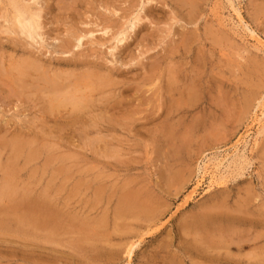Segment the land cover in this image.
Listing matches in <instances>:
<instances>
[{"label": "rangeland", "instance_id": "rangeland-1", "mask_svg": "<svg viewBox=\"0 0 264 264\" xmlns=\"http://www.w3.org/2000/svg\"><path fill=\"white\" fill-rule=\"evenodd\" d=\"M42 1L45 42L22 48V42L0 33V76L9 73L0 77V171L16 164L17 187L29 191L27 197L20 192L0 197V264H166L168 258H184V264L264 263V0H199L195 11L173 0L153 15L147 6L141 30L119 46L113 40L116 28L126 13L138 11L140 0ZM99 23L110 26L109 35ZM76 33L86 35L84 45L62 56L60 44ZM28 58L43 72L39 68L19 84L16 68ZM177 72L180 94L197 79L202 101L173 114L179 92L175 98L170 83ZM41 73L57 78L60 86L91 73L87 81L95 91L80 93L73 102L67 97L73 86L62 87L68 109L49 115L48 99L55 92L44 83L41 91ZM245 107L250 110L244 115ZM13 142L28 144L15 161ZM127 198L156 216L120 215ZM200 215L215 220L208 237L215 235L219 243L203 259L194 252L185 255L197 234L193 220ZM48 216L54 221L46 222ZM218 228L226 230L217 234ZM82 230L95 231L96 240Z\"/></svg>", "mask_w": 264, "mask_h": 264}, {"label": "bare ground", "instance_id": "bare-ground-1", "mask_svg": "<svg viewBox=\"0 0 264 264\" xmlns=\"http://www.w3.org/2000/svg\"><path fill=\"white\" fill-rule=\"evenodd\" d=\"M173 0H140L139 1V6H138V11H136V12H134V11H129L128 12V14L126 13V16L124 17V21H123V23H122V26L120 27V28H116V29H118V31H117V33L115 34V37H114V42L119 46V44H123V43H130L131 42V40L133 39V35H136L137 34V30H138V28L140 29L141 28V25H142V22H143V20H145V18H148L146 15H144L143 16V12H145L144 10H145V7H147V6H150V8H149V10L151 11V13H150V15H153L152 14V12L153 11H155L156 10V8H159L160 6H165V5H169V2H172ZM175 1V0H174ZM198 1L199 0H177V2H178V4H184L183 6H182V8H185L186 6H191V7H193V9H194V11L198 8L197 6H198V4H201V3H198ZM263 1V0H262ZM200 2H203V0H201ZM254 2V1H253ZM43 5V1L42 0H0V20H3V22H1L0 23V33L2 34V36L3 35H5V38L6 39H9V40H18L17 42H22V43H19V44H23L22 45V48L23 47H25L26 45H31V47H33L34 45H39V41H44L45 42V40H44V35L45 34H43L42 33V30H43V24H42V11H43V9H42V6H40V5ZM175 4V3H174ZM251 4V3H250ZM106 6V5H105ZM68 7H70V6H68ZM106 7H108V5L106 6ZM257 7V6H256ZM112 8V7H111ZM103 9H104V7H103ZM106 9V8H105ZM113 9H114V7H113ZM108 10H111L110 9V7H109V9L107 8V11ZM107 11H105V12H107ZM109 12H116L115 10H111V11H109ZM112 13V14H113ZM154 13V12H153ZM111 14V13H110ZM113 15H115V14H113ZM240 15V14H239ZM256 15V14H255ZM155 16V15H154ZM158 16V15H157ZM188 16V15H187ZM259 16V15H258ZM257 16V17H258ZM118 17V16H117ZM143 17H145V18H143ZM155 18H157V17H155ZM121 19H123V18H121ZM186 19V18H185ZM189 20V19H188ZM259 20H260V18H259ZM100 21H101V18H100ZM103 21H107V20H103ZM102 21V22H103ZM149 21V20H148ZM152 21V20H151ZM186 21V20H185ZM243 21V20H242ZM241 21V22H242ZM145 22V21H144ZM50 23V22H49ZM118 23H119V25H120V23H121V21H118ZM193 23V22H192ZM97 24V23H96ZM100 24V23H99ZM108 24V23H107ZM107 24H106V26H107ZM98 25V24H97ZM101 25V24H100ZM109 25H111L112 27H113V25L112 24H109ZM102 26V25H101ZM102 27H104V28H101V30L103 29V34H104V36L105 35H107L108 33H109V31H110V28H108V27H110V26H108L107 28H105V25L104 26H102ZM115 27H119V26H115ZM98 28H99V30H100V27L98 26ZM112 30H113V28H111ZM115 29V28H114ZM141 30V29H140ZM65 31V30H64ZM69 33H71V32H69ZM87 33V32H86ZM0 34V35H1ZM88 34V36H93V34H94V32H88L87 33ZM112 33H110V35H111ZM71 37H70V39L68 38V40L67 41H64V46H62L61 44H60V46L62 47V52H61V54H65V55H62V56H67L68 54H66L67 52H70V54H72L71 53V51L72 50H75V49H79V48H81L83 45H84V39H85V37H86V35L84 34H77L76 33V35L75 34H69ZM109 35V34H108ZM112 38V37H111ZM65 39V38H64ZM186 40L188 39V38H185ZM191 39V38H190ZM255 39V38H254ZM257 40V39H256ZM111 41V40H110ZM260 42H261V40H259ZM86 42H88V41H86ZM184 42V41H183ZM112 43V42H111ZM262 43V42H261ZM25 44V45H24ZM113 44V43H112ZM116 44H114V45H116ZM58 45V44H57ZM261 45V44H260ZM59 46V47H60ZM121 46V45H120ZM184 47V45H181V47ZM35 47V46H34ZM58 47V48H59ZM122 47V46H121ZM187 47V46H186ZM28 48V47H27ZM36 48V47H35ZM111 48V47H110ZM120 48V47H119ZM118 48V49H119ZM178 48V47H177ZM180 48V47H179ZM55 49V48H54ZM117 49V47L115 46V48H113V50H118ZM176 49V48H175ZM186 48H184V50H185ZM43 50V49H42ZM59 50V49H58ZM112 50V49H111ZM187 50V49H186ZM185 50V51H186ZM173 51H175L174 49H173ZM173 51H171V52H173ZM178 51V50H177ZM58 52V51H57ZM113 52V51H112ZM169 52H170V50H169ZM56 53V52H55ZM59 54H60V51L58 52ZM175 54H176V52H174ZM178 53V52H177ZM69 54V55H70ZM173 54V53H172ZM174 54V55H175ZM53 55V54H52ZM116 55V54H115ZM170 55V54H169ZM177 55V54H176ZM34 56V55H33ZM112 57H113V55H111ZM173 56V55H172ZM111 57V58H112ZM57 58V57H56ZM114 58H116V57H114ZM34 59H36V58H34ZM119 59V58H118ZM118 59H117V61H118ZM38 61V60H37ZM113 61H114V59H113ZM112 61V62H113ZM199 61V60H198ZM21 63V62H20ZM20 63H18V64H20ZM35 61L34 60H32V59H29L28 58V61L27 60H25V62H23L20 66L21 67H19L18 69L16 68V70L18 71V75H17V71L15 72V74H16V76H17V78L16 79H18V81H16L17 83H25V81H27L29 78L31 79V76H32V74L35 72V73H40V70H41V72H43L42 71V66H40L39 68H40V70H39V68H36V66H35ZM111 63V62H110ZM115 63V62H114ZM118 63H121V62H118ZM18 64H17V67H18ZM40 64V63H39ZM180 64V63H179ZM198 64H201V66H202V63H198ZM36 65H37V67L39 66L38 65V63H36ZM175 65H177V64H175ZM15 67H16V65H15ZM173 67H174V65H173ZM172 67V68H173ZM203 67V66H202ZM181 68V67H180ZM183 68V67H182ZM181 68V69H182ZM12 69V68H11ZM36 69H38V70H36ZM198 69V68H197ZM196 69V70H197ZM47 70V69H46ZM46 70L44 71L45 73H46ZM168 70V69H167ZM200 70V69H199ZM15 71V69L13 68V72ZM174 72V70L173 69H171V72ZM169 72H170V70H169ZM1 73V72H0ZM48 73V72H47ZM46 73V74H47ZM61 73V72H60ZM3 74H7L8 76H9V73H2L1 75L2 76H0V77H4V75ZM44 74V73H43ZM42 73H41V75H38L39 76V80L38 79H36L35 81H37V82H42V85H40L39 87H40V89H41V91L42 90H45V85H46V88L49 86V89H50V87H51V92L52 93H54L55 92V95L53 96V98L51 97L50 99H48L49 100V103H47L48 105H50L49 107H50V109H46L47 110V114H49V115H54L55 113H58V112H60V109L62 108V107H64L65 106V104H64V101H63V98H61L60 97V95H61V90H63V89H61L62 87H64V88H66L67 89V91H68V88L67 87H69V86H73V88H72V90H70L69 91V94H67V93H65L64 95H68L67 97L68 98H70V96H73L74 98L72 99V101L75 99L76 100V98H77V96H78V94L80 95V93L82 94H84L85 92H87V93H89V95L91 94V92H92V90L93 91H95L93 88H91V83H90V81L88 82L87 81V79L89 78V80H90V78L92 79V76H91V73H89V75H87V76H89V77H87L86 75V79L83 77L84 75L82 74V77L80 78L78 75V77H77V79L75 78V82L73 83V82H67V81H63L64 83L65 82H67L66 83V86H64L63 84H62V82H61V84L63 85V86H60V84L57 82V78H55V80L52 78V79H50L49 78V76H46V74H44L43 75ZM56 74V73H55ZM69 74V73H68ZM98 74V73H97ZM195 74V73H194ZM35 75V74H34ZM70 76H71V74H69ZM109 75V74H108ZM108 75H105V76H108ZM165 75V74H164ZM172 75V74H171ZM188 75V74H187ZM12 75H10V77H11ZM63 77H64V74L62 75ZM69 76V77H70ZM15 77V76H14ZM51 77H54V76H51ZM158 77V76H157ZM166 77V76H165ZM180 77H181V75L179 74V72H177L176 74H174L173 75V77H172V82L170 83V85H171V90H172V93L174 94L175 93V98H176V94L179 92V96H177V99H174V113L173 114H176L175 112H179V110L182 108V107H184V106H186V105H188V106H191V107H193V105H192V103H194L195 101H197V102H200V101H202V94H201V91H199L200 89H198L197 90V87H196V82H197V79L196 78H198L197 76H196V82L195 81H193L190 85H191V88L190 87H188V85H187V87L189 88V90H188V92H186V93H184V94H186L185 96H184V94H180V92H183L182 90L180 91V86H179V83L181 84V82H180ZM186 77V76H185ZM12 78V77H11ZM11 78H10V81H11ZM35 78V77H34ZM93 78H96V77H93ZM107 78V77H106ZM149 78V77H148ZM167 78V77H166ZM4 79H6V78H4ZM7 79H9L8 77H7ZM7 79H6V81H7ZM32 79H33V77H32ZM61 79H63L62 77H61ZM65 79V78H64ZM67 79V78H66ZM71 79V78H70ZM69 79V80H70ZM74 79V78H73ZM108 79V78H107ZM186 79V78H185ZM203 79V78H202ZM51 80H52V82H51ZM54 80V81H53ZM68 80V81H69ZM94 80V79H93ZM99 80V79H98ZM14 81V82H15ZM30 81V80H29ZM74 81V80H73ZM95 81V80H94ZM107 81H109V80H107ZM107 81H105L104 82V85L105 84H107ZM174 81H175V83L178 85V86H175V83H174ZM188 81H189V79H188ZM191 81V80H190ZM189 81V82H190ZM203 81V80H202ZM3 82V81H2ZM2 82H0V83H2ZM168 82H170V81H168ZM199 82H200V85H201V81L199 80ZM5 83V82H4ZM19 83V84H20ZM26 83H28V82H26ZM43 83L45 84L44 85V88H43ZM70 83V84H69ZM72 83H73V85H72ZM109 83V82H108ZM184 83H185V80H184ZM12 84V83H11ZM19 84H17V85H19ZM23 84H21V86L23 87ZM168 84V83H167ZM198 84V83H197ZM5 85V84H4ZM13 85V84H12ZM39 85V84H38ZM7 86H9L8 84H7ZM15 86V85H14ZM27 86V85H26ZM35 86V85H34ZM93 87H94V85H92ZM167 86H169V85H167ZM166 86V87H167ZM6 87V86H5ZM36 87V86H35ZM203 87V86H202ZM1 88V87H0ZM11 88H13V87H11ZM15 88H16V86H15ZM71 87H69V89H70ZM90 88V90L88 91V89ZM106 88V87H105ZM109 88H110V85H109ZM170 87H168L167 89H169ZM182 88H183V86H182ZM181 88V89H182ZM186 88V87H185ZM199 88V87H198ZM18 89V88H17ZM20 89V88H19ZM19 89H18V91H19ZM36 89V88H35ZM34 89V90H35ZM98 88H96V90H97ZM187 89V88H186ZM36 90H39L38 88L36 89ZM54 90V91H53ZM20 91H21V89H20ZM165 91V90H164ZM186 91V90H185ZM1 92V91H0ZM12 92V91H11ZM13 92H15V93H18V92H16V91H13ZM23 92V91H22ZM22 92H20V94H23ZM27 92V91H26ZM203 92H206L205 90L203 91ZM39 93V92H38ZM51 93V94H52ZM170 93V92H169ZM169 93H167V94H169ZM13 94V93H12ZM19 94V93H18ZM16 95V96H18L19 97V95ZM33 94V93H32ZM41 94H45V95H48L49 93H48V91H47V93H43V92H41L40 93V95ZM51 94L49 95V96H51ZM63 94V93H62ZM101 94V93H100ZM4 95V94H3ZM70 95V96H69ZM88 95V94H87ZM86 95V96H87ZM252 95V94H251ZM9 96H11V95H9ZM22 96L23 95H21V98H22ZM81 96V95H80ZM80 96H78V98H81ZM84 96V95H83ZM85 96V97H86ZM167 96H169V95H167ZM35 97V96H34ZM40 97V96H39ZM38 97V98H39ZM95 97V96H94ZM105 97V96H104ZM30 98H32V97H29L28 99H30ZM72 98V97H71ZM70 98V99H71ZM77 98V99H78ZM87 98V97H86ZM102 98V97H101ZM170 98V101H171V97H169ZM184 98V99H183ZM206 98V97H205ZM204 98V99H205ZM39 99H42V97H40ZM38 99V100H39ZM65 99V98H64ZM93 99V98H92ZM100 99V98H99ZM248 99V98H247ZM254 99V98H253ZM46 100V99H45ZM67 100V99H66ZM74 100V101H75ZM81 100V99H80ZM90 100H91V97H90ZM169 100V99H168ZM218 100V99H217ZM249 100V99H248ZM18 101H21L20 100V97H19V100ZM73 101V102H74ZM77 101V100H76ZM79 101V100H78ZM92 101V100H91ZM170 101H169V103H170ZM256 101V100H255ZM24 102V101H23ZM81 102V101H80ZM86 102H88V101H86L85 100V103ZM181 102H183V104L181 105ZM197 102H196V104H197ZM215 102V101H214ZM248 102V101H247ZM44 103V102H43ZM42 103V104H43ZM67 103H69V100H68V102ZM76 103V102H75ZM173 103V102H172ZM217 103H219V101H217ZM221 103V102H220ZM219 103V104H220ZM252 103V102H251ZM64 104V105H63ZM73 104V103H72ZM91 104H92V102H91ZM171 104V103H170ZM214 104V103H213ZM67 105V104H66ZM69 105V104H68ZM68 105H67V107H68ZM70 105H71V102H70ZM76 105V107H77V104H75ZM195 105V104H194ZM214 105H218V104H214ZM248 105V104H247ZM251 105V104H250ZM87 106L89 107V104H87ZM87 106L85 105V109L87 108ZM91 106V105H90ZM94 106V105H93ZM220 107H221V104L219 105ZM219 106H216L217 108H219ZM229 106V105H228ZM48 107V108H49ZM71 107H72V105H71ZM83 107V106H82ZM82 107H81V105H80V108L82 109ZM224 107V106H223ZM75 106L72 108V114L74 115V117L76 118V119H78V117L80 118V116H79V111H75ZM78 108H79V106H78ZM79 108V109H80ZM173 108V107H172ZM199 108V107H198ZM215 108V107H214ZM226 108H228V107H226ZM226 108H223L224 110H226ZM231 108V107H230ZM229 108V109H230ZM44 110H45V108H43ZM63 109H68V108H66V107H64ZM62 109V110H63ZM101 109V108H100ZM222 109V108H221ZM222 109V110H223ZM229 109L228 110H226V111H228L229 112ZM234 109V108H233ZM40 110V109H39ZM77 110V109H76ZM82 110H84V109H82ZM87 110V109H86ZM219 110V109H218ZM235 110V109H234ZM250 110V109H249ZM248 108H246L245 107V109L242 111L243 113H244V115L245 114H247L248 113ZM42 111V110H41ZM226 111H225V113H226ZM43 112V111H42ZM83 112V111H82ZM84 112H85V110H84ZM170 112H171V110H170ZM169 112V113H170ZM231 112H233V110L231 111ZM70 113V112H69ZM168 113V112H167ZM224 113V112H223ZM41 114V113H40ZM61 115H62V113H60ZM71 114V115H72ZM227 114V113H226ZM230 114V113H229ZM228 114V115H229ZM59 115V114H58ZM58 115H55V116H57L58 117ZM65 116L64 117H66V114H64ZM73 115H72V117H70L69 116V114L67 115V118H73ZM235 115V114H234ZM42 116V115H41ZM240 116V115H239ZM243 116V115H242ZM54 117V116H53ZM61 117V116H60ZM63 117V116H62ZM61 117V118H62ZM122 117V116H121ZM48 118V117H47ZM61 118L60 119H57V120H61ZM74 118V119H75ZM106 118V117H105ZM200 118V117H199ZM198 118V119H199ZM203 118V117H202ZM65 119V118H64ZM73 119V120H74ZM82 119V118H81ZM56 120V121H57ZM66 120L67 119H65V122H66ZM72 120V119H71ZM100 120V119H99ZM102 120V119H101ZM129 120H131V119H129ZM196 120V119H195ZM200 120V119H199ZM64 121V120H63ZM74 121H77V120H74ZM124 121H125V118H124ZM132 121V120H131ZM134 121V120H133ZM50 122V121H49ZM64 122V123H65ZM70 122H73V121H70ZM204 122V121H203ZM63 123V122H62ZM67 123V122H66ZM65 123V124H66ZM77 123V122H76ZM79 123V122H78ZM55 124V123H54ZM70 124H72V123H70ZM73 124H75V122H73ZM72 124V125H73ZM81 124V123H80ZM121 124H122V122H121ZM194 124V123H193ZM200 124V123H199ZM204 124H205V122H204ZM44 125V124H43ZM68 126L67 127H69V123L67 124ZM85 125V124H84ZM177 125V124H176ZM175 125V126H176ZM47 126V125H46ZM45 126V127H46ZM66 126V125H65ZM64 126V127H65ZM126 126H129V125H126ZM220 126V125H219ZM55 127H56V125H55ZM55 127H54V129H55ZM67 127H65V128H67ZM74 127V126H73ZM72 127V128H73ZM87 127H88V125H87ZM171 127V126H170ZM178 127V126H177ZM202 127V126H201ZM59 128V127H58ZM69 128H71V125H70V127ZM71 128V129H72ZM75 128V127H74ZM114 128V127H113ZM172 128V127H171ZM197 128V127H196ZM43 129V128H42ZM87 129V128H86ZM178 129V128H177ZM215 129H217V128H214L213 127V129L212 130H215ZM170 131L169 132H171V129H169ZM201 130V129H200ZM59 131H61L60 129H59ZM172 131H174V129L172 130ZM19 132V131H18ZM192 132V131H191ZM19 135V133H17V136ZM14 136V135H13ZM15 137V136H14ZM33 137V136H32ZM37 137V136H36ZM21 138V137H20ZM26 139V138H25ZM28 139V138H27ZM26 139V140H27ZM25 140V141H26ZM22 141H24V140H22ZM29 141V140H28ZM38 141H39V139H38ZM30 142H31V140H30ZM32 142H34L35 143V141H32ZM33 144V143H32ZM37 144V143H36ZM35 144V145H36ZM52 144V143H51ZM50 144V145H51ZM9 146H10V148H12L11 150H12V154H11V158H13V160L15 161V160H17L18 159V157H21V155H22V153H25L24 151H25V148H26V146H28V144L26 145V143L24 142V143H17V142H13V143H9ZM40 146V145H39ZM171 146V145H170ZM43 147V146H42ZM45 147V146H44ZM49 149V148H48ZM10 150V151H11ZM40 153V152H39ZM26 154V153H25ZM32 154V155H31ZM30 154V158H32V157H34L35 155H33L34 153H31ZM37 155V154H36ZM25 158V157H24ZM48 159V158H47ZM50 160V159H49ZM13 161V162H14ZM28 161V160H27ZM51 161H52V159H51ZM10 162V161H9ZM12 162V163H13ZM26 164V163H25ZM16 165V164H15ZM15 165H11V166H9V167H6V169L4 170V171H2L3 172V176H2V179H1V182H0V197H13V196H15V195H18L19 194V192L20 193H22L24 196L26 195V197H27V194H29L28 192L29 191H27V188L26 187H24V188H18L17 187V183L15 182L16 181V176H17V173H18V169H17V167H15ZM27 165V164H26ZM20 167V166H19ZM24 169H25V167H24ZM20 170V169H19ZM1 172V171H0ZM1 172V173H2ZM22 172V171H21ZM61 173V172H60ZM63 173V172H62ZM65 174V173H64ZM2 175V174H1ZM217 178V177H216ZM65 181V180H64ZM67 181V180H66ZM215 181V180H214ZM218 181V180H217ZM220 182V181H219ZM213 183V182H212ZM200 184V183H199ZM212 186V185H211ZM23 187V186H22ZM32 190V189H31ZM124 194H125V192H124ZM1 199V198H0ZM131 199V198H130ZM129 198H127V199H125V201H124V210H121L120 212H119V214L120 215H131V214H134L133 212H136L137 214H136V216L137 217H142V216H144V217H152V216H156V211H154V210H152L150 207L148 208V206L147 205H144L142 208H140V207H138V206H136L135 204H134V202H136V201H134V200H130ZM147 200V199H146ZM11 201V200H10ZM55 201V200H54ZM122 201V200H121ZM49 202V201H48ZM1 203V202H0ZM11 203H13V202H11ZM123 203V202H122ZM244 204V203H243ZM138 205V204H137ZM46 207H48V205L46 204ZM243 208V207H242ZM48 209H50V207H48ZM60 209V208H59ZM227 209V208H226ZM229 210V209H228ZM57 211V210H56ZM219 212V211H218ZM242 212V211H241ZM64 213V212H63ZM217 213V212H216ZM222 213V212H221ZM236 213L238 214V212L236 211ZM235 213V214H236ZM65 214V213H64ZM215 214V213H214ZM218 214V213H217ZM223 214V213H222ZM231 214V213H230ZM55 215V214H54ZM239 215V214H238ZM237 215V216H238ZM240 216V215H239ZM122 217V216H121ZM250 217V216H249ZM61 218H63V217H61ZM36 219V218H35ZM34 219V223H36V224H38V222L36 221ZM42 219V218H41ZM40 219V220H41ZM123 219H124V217H123ZM122 219V220H123ZM242 219V218H241ZM61 220H63V219H61ZM187 220V219H186ZM227 220L228 221H231V218L230 217H228L227 218ZM27 221V220H26ZM54 221V217L53 216H48V218L46 219V222H53ZM104 221V220H103ZM116 221V220H115ZM121 221V220H120ZM233 221V223L234 222H236V220H232ZM237 221H239V220H237ZM3 222V221H2ZM30 222V221H29ZM57 222V221H56ZM59 222V221H58ZM57 222V223H58ZM132 222V221H131ZM157 222H159V221H157ZM214 222H215V220H213V218H211L210 216H208V215H200L199 217H197V218H195L194 220H193V224H192V227H191V229L192 230H194V231H196L197 232V234H196V238H195V240H194V244H193V246L191 247V248H189V250H185V255L187 256H189V255H191L193 252L194 253H196L198 256L200 255V259H203L204 257H206V255H208L209 254V250H210V248H212V247H215V246H218L219 245V243L218 242H216V240L214 239L215 238V235H213L212 237H208V235H210V234H214V232L213 233H211L212 231H214L215 230V226H214ZM4 223V222H3ZM114 223V222H113ZM103 224H105V222L103 223ZM229 224V223H228ZM228 224H227V226H228ZM232 224V223H231ZM4 225H6V224H4ZM117 225V224H116ZM151 225V224H150ZM48 226V225H47ZM55 226V225H54ZM63 226V225H62ZM81 226V225H80ZM230 226V225H229ZM50 227V226H49ZM71 227V226H70ZM76 227V226H75ZM106 227V226H105ZM152 227V226H151ZM222 227V226H221ZM234 227V226H233ZM88 228H90L89 226H88ZM93 228V227H92ZM65 229V228H64ZM80 228L78 227V230H79ZM97 229V228H96ZM101 229V228H100ZM100 229H97V230H100ZM227 229H228V227H227ZM57 230V229H56ZM75 230H76V228H75ZM77 230V231H78ZM92 230V229H91ZM226 230V229H225ZM225 230L224 229H217L216 230V233L217 234H219L220 232H222V233H224L225 232ZM228 230H230V228L228 229ZM227 230V231H228ZM53 231V230H52ZM57 231H59V230H57ZM67 231V230H66ZM72 231V230H71ZM81 231V230H80ZM82 231H84V233H85V236L86 235H91L93 238H91V236H90V238H91V240H96V234L94 233V232H90V233H88L86 230H82ZM93 231V230H92ZM36 232V231H35ZM70 232V231H69ZM73 232V231H72ZM79 232V231H78ZM77 232V233H78ZM130 232V231H129ZM233 232H235L234 230H233ZM26 233V232H25ZM94 233V234H93ZM98 233H99V231H98ZM101 233V232H100ZM105 233V232H104ZM227 233V232H226ZM230 233V232H229ZM239 233V232H238ZM248 233V232H247ZM58 234V233H57ZM82 234V233H81ZM93 234V235H92ZM108 234V233H107ZM67 235V234H66ZM79 235V234H78ZM83 235V234H82ZM205 235V236H204ZM226 235V234H225ZM233 234H232V232H231V236H232ZM237 235V234H236ZM235 234H234V236H236ZM241 235V234H240ZM53 234L51 235V238H53ZM56 236V235H55ZM63 236V235H62ZM70 236V235H69ZM101 236H103V235H101ZM259 236V235H258ZM66 237V236H65ZM74 237V236H73ZM82 237V236H81ZM228 237V236H227ZM229 237H230V235H229ZM238 237H240V236H238ZM63 238V237H62ZM69 238V237H68ZM71 238V237H70ZM78 238V237H77ZM84 238V237H83ZM86 238V237H85ZM217 238V237H216ZM226 238V237H225ZM233 238V237H232ZM254 237H252V239H253ZM259 238V237H258ZM257 238V239H258ZM61 239V238H60ZM79 239V238H78ZM100 239V238H99ZM105 239V238H104ZM194 239V238H193ZM45 240H47V239H45ZM49 240V239H48ZM65 240H67V238L65 239ZM218 240V239H217ZM221 240V239H220ZM245 240V239H244ZM53 241V240H52ZM52 241H50V242H52ZM63 241V240H62ZM99 241V240H98ZM219 241V240H218ZM49 242V243H50ZM57 242V241H56ZM59 242H61V241H59ZM68 242V241H67ZM94 243H95V241H93ZM232 242V241H231ZM243 242V241H242ZM254 242V241H253ZM256 242V241H255ZM55 243V242H54ZM53 243V244H54ZM90 243V242H89ZM98 243V242H97ZM220 243L221 244H223L222 243V241H220ZM240 243V242H239ZM79 244H80V242H79ZM241 244V246L243 247V243H240ZM245 244V243H244ZM58 245V244H57ZM56 245V246H57ZM61 245V244H60ZM83 245H84V243H83ZM73 246V245H72ZM61 247V246H60ZM78 247H79V245H78ZM220 247V246H219ZM115 248V247H114ZM117 248V247H116ZM62 249V248H61ZM135 248L132 246L131 248H130V250H129V252H128V255H129V258H132V255H133V250H134ZM213 249H216V247L215 248H213ZM70 250V249H69ZM73 251H74V249H72ZM76 250V249H75ZM167 250V249H166ZM212 250V249H211ZM218 251V250H217ZM250 253V252H249ZM253 255V254H252ZM87 257V256H86ZM111 257V256H110ZM254 257V256H253ZM242 258V257H241ZM255 258H256V256H255ZM113 259V258H112ZM183 260H179L178 261V258H168V260H167V262H166V264H184V258H182ZM188 259V258H187ZM199 259V258H198ZM219 259V258H218ZM251 259V258H250ZM254 260H256V259H253V261ZM89 261V260H88ZM131 261V260H130ZM250 261V260H249ZM259 261V260H258ZM260 261H263V260H261L260 259ZM156 262V261H155ZM130 263V262H129ZM202 263V262H201ZM111 264V263H110ZM114 264V263H113ZM194 264H197V263H195L194 262ZM199 264V263H198ZM261 264H264V263H261Z\"/></svg>", "mask_w": 264, "mask_h": 264}]
</instances>
